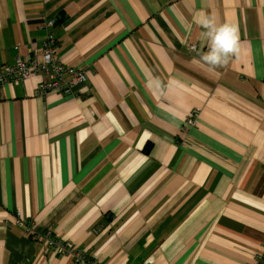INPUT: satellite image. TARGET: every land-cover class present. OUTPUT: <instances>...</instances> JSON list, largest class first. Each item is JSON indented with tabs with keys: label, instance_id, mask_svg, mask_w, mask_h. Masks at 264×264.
<instances>
[{
	"label": "crops",
	"instance_id": "0c3cea01",
	"mask_svg": "<svg viewBox=\"0 0 264 264\" xmlns=\"http://www.w3.org/2000/svg\"><path fill=\"white\" fill-rule=\"evenodd\" d=\"M206 16L240 38L215 71L198 62ZM47 30L86 81L73 96H37L38 76L0 87V264H75L8 227L15 211L98 264H253L264 0H0V67L40 51Z\"/></svg>",
	"mask_w": 264,
	"mask_h": 264
},
{
	"label": "built area",
	"instance_id": "2783aa9c",
	"mask_svg": "<svg viewBox=\"0 0 264 264\" xmlns=\"http://www.w3.org/2000/svg\"><path fill=\"white\" fill-rule=\"evenodd\" d=\"M54 22L44 24L45 28H53ZM56 40L51 30H47L42 49L32 55L28 60L16 58L13 63L0 67V87L16 84L28 80L34 76L40 78L36 86L37 96H44L51 92H57L65 96H73L76 87L85 84L84 73L76 68L63 64L55 54ZM196 50V45L190 46ZM197 111H191L185 121V127L194 124ZM14 221L8 227L20 228L24 237L35 243L43 245L45 253L53 251L56 256L69 257L75 264H98L96 260L87 256L84 250L79 249L71 242L52 237L51 230H38L34 223H24L19 219L18 211H15ZM253 264H264V246L260 253L254 256Z\"/></svg>",
	"mask_w": 264,
	"mask_h": 264
},
{
	"label": "clouds",
	"instance_id": "9594fccd",
	"mask_svg": "<svg viewBox=\"0 0 264 264\" xmlns=\"http://www.w3.org/2000/svg\"><path fill=\"white\" fill-rule=\"evenodd\" d=\"M199 24L203 29L201 35L207 42V51L200 54L198 62H202L210 71L226 67L231 57L239 51L238 29L228 23L217 24L216 19L212 16L204 17L199 21ZM178 83L170 81L167 87L171 88ZM148 87L163 92L166 86L158 78H153L149 81Z\"/></svg>",
	"mask_w": 264,
	"mask_h": 264
}]
</instances>
